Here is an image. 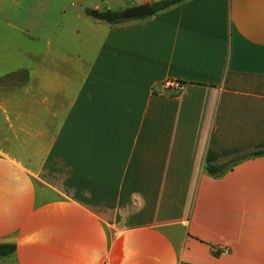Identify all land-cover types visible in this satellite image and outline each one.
I'll return each mask as SVG.
<instances>
[{"label":"crops","instance_id":"crops-1","mask_svg":"<svg viewBox=\"0 0 264 264\" xmlns=\"http://www.w3.org/2000/svg\"><path fill=\"white\" fill-rule=\"evenodd\" d=\"M90 19L31 62L0 47V245L15 264H264V155L204 171L264 149V0Z\"/></svg>","mask_w":264,"mask_h":264},{"label":"rangeland","instance_id":"rangeland-1","mask_svg":"<svg viewBox=\"0 0 264 264\" xmlns=\"http://www.w3.org/2000/svg\"><path fill=\"white\" fill-rule=\"evenodd\" d=\"M13 1L0 0L5 21L9 23L8 27L2 25L0 47L8 62L14 58L23 63L32 61L35 49L40 51L45 48L51 32H56L57 37L67 34L71 40L76 32L79 33L78 37L87 35L90 29L85 22L92 23L90 11H123L132 8V3L138 4L135 6L141 4L136 0H16L18 5H12ZM78 10H82L85 17L78 19ZM70 45H73V41ZM0 264L15 262L9 256L0 258Z\"/></svg>","mask_w":264,"mask_h":264},{"label":"trees","instance_id":"trees-1","mask_svg":"<svg viewBox=\"0 0 264 264\" xmlns=\"http://www.w3.org/2000/svg\"><path fill=\"white\" fill-rule=\"evenodd\" d=\"M184 1L185 0H159L157 2H154L150 4L152 15H155L156 13L161 12L165 9H168L172 6L179 5ZM120 14H121V11L105 10V11L99 12L98 20L104 21L111 25L127 22V20H123L121 18ZM262 155H264V149L244 153L242 155L235 156L232 159L227 160L222 163H215L212 153L208 152L205 158V162H204V171L210 177L217 179V178L222 177L228 171H230L238 163L254 158V157L262 156ZM14 251H15V246L12 244L0 245V258L9 257L14 253Z\"/></svg>","mask_w":264,"mask_h":264},{"label":"water","instance_id":"water-1","mask_svg":"<svg viewBox=\"0 0 264 264\" xmlns=\"http://www.w3.org/2000/svg\"><path fill=\"white\" fill-rule=\"evenodd\" d=\"M90 17L93 19H98L99 12L93 10L89 12ZM123 20H135V19H144L152 16L151 8L149 3H145L139 6L125 9L121 11L120 14Z\"/></svg>","mask_w":264,"mask_h":264}]
</instances>
